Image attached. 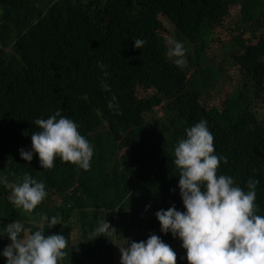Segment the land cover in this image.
I'll list each match as a JSON object with an SVG mask.
<instances>
[{"label":"trees","instance_id":"obj_1","mask_svg":"<svg viewBox=\"0 0 264 264\" xmlns=\"http://www.w3.org/2000/svg\"><path fill=\"white\" fill-rule=\"evenodd\" d=\"M233 6L241 8V25L223 49L232 51L240 79L219 106L212 90L228 69L213 64L214 30ZM164 15L186 49L183 68L166 57ZM134 39L145 41L142 49ZM263 108L264 0H0V264L11 243L5 228L15 221L29 233L65 235L60 264H113L129 245L116 248L114 240L146 242L152 234L173 248L177 264H188L187 250L175 248L181 239L164 233L156 216L173 206L186 211L174 149L187 129L207 121L215 154L227 160L218 175L246 192L249 179L259 181L255 203L264 216ZM57 111L93 146L88 170L59 157L43 169L38 154L31 162L21 157L40 130L35 120ZM25 173L47 192L32 213L11 203L2 182L22 183ZM42 215L61 224L49 228ZM101 221L116 233L96 238Z\"/></svg>","mask_w":264,"mask_h":264},{"label":"clouds","instance_id":"obj_2","mask_svg":"<svg viewBox=\"0 0 264 264\" xmlns=\"http://www.w3.org/2000/svg\"><path fill=\"white\" fill-rule=\"evenodd\" d=\"M134 40L135 47L142 49L145 41ZM167 44L166 57L178 67H185L183 44L172 39ZM104 90L110 91L106 85ZM108 107L113 108L112 101ZM35 124L40 130L31 135V150L20 149L24 160L31 162L36 153L43 169H52L57 157L84 170L90 168L93 146L73 120L57 111L47 119H36ZM174 156L186 211L173 206L159 210L156 216L164 233L171 231L183 241L188 264H264V216L257 214L255 203L259 181L249 179L246 192L235 185L232 177L218 175L221 159L225 163L227 160L215 154L214 136L205 120L186 130V138L178 142ZM2 182L11 189V203L26 213H32L47 196L45 185L27 173L22 183L10 184L6 178ZM41 219L49 221L47 215ZM57 224L61 223L53 216L48 227ZM5 230L11 241L2 252L7 264H60L67 258L65 235H44L42 230L29 233L18 221L9 223ZM114 233L116 229L108 221H101L93 235L109 238ZM120 250L121 264H177L178 260L173 248L156 234L146 242L132 241Z\"/></svg>","mask_w":264,"mask_h":264},{"label":"rangeland","instance_id":"obj_3","mask_svg":"<svg viewBox=\"0 0 264 264\" xmlns=\"http://www.w3.org/2000/svg\"><path fill=\"white\" fill-rule=\"evenodd\" d=\"M232 10H233L232 14L226 18L225 23L220 25L219 27H216L214 30V37H215L214 41L215 42H213V48L216 51V56H215V59L213 58V64L218 65L222 63L224 68L227 67L228 73L233 75V78L229 79L230 76L228 75V73L223 74L218 80L216 86L212 90V102L219 106H222V102L226 98H229L231 96L230 93H232L234 87L238 85L239 79H240V74L236 70L235 65L232 62V57H231L232 51L226 52L223 49V47L226 44L230 45L232 42L235 41L234 36L239 33V30H237L236 27L241 25V15H242L241 8L239 6H236V7L233 6ZM161 19H162L161 21L163 22V25L165 28V30L164 29L162 30V35L164 34L163 36L165 37L166 41L168 39L173 40L175 36L174 35L175 25L165 15L161 16ZM251 36H252L251 31H248L245 34L246 38L250 39ZM220 49H222L226 53L222 52ZM211 69L213 70L214 67H211ZM139 94H146V92L143 90H140ZM263 111H264V108H263ZM122 154L123 152H121L120 155ZM59 202H60L59 199L54 198L53 203L58 204ZM116 214L117 213L115 211V215ZM79 237H80L79 231L74 230L72 234L73 244H76V242H78ZM113 240H114V237H113ZM114 242H115V245L117 246L116 248H118L123 242H125L123 244L131 243V241H120V240H116V241L114 240ZM174 244H175V248L176 247L179 248L181 244L183 245V241L175 239Z\"/></svg>","mask_w":264,"mask_h":264},{"label":"built area","instance_id":"obj_4","mask_svg":"<svg viewBox=\"0 0 264 264\" xmlns=\"http://www.w3.org/2000/svg\"><path fill=\"white\" fill-rule=\"evenodd\" d=\"M113 264H121V258H117V259L113 262Z\"/></svg>","mask_w":264,"mask_h":264}]
</instances>
